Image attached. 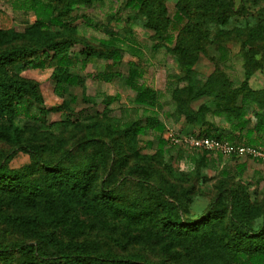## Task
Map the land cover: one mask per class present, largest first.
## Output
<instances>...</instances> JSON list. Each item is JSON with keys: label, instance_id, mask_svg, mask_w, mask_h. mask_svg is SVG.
<instances>
[{"label": "rangeland", "instance_id": "1", "mask_svg": "<svg viewBox=\"0 0 264 264\" xmlns=\"http://www.w3.org/2000/svg\"><path fill=\"white\" fill-rule=\"evenodd\" d=\"M141 1L144 0H93L88 5H76L68 15L56 16L68 28L63 30L49 25L47 29L73 41L88 42L95 51L119 49L123 61L115 70L126 77L127 64H135L142 72L144 85L158 93L154 107L134 104L135 93L122 81L100 80L107 61L85 60L83 47L76 42L68 55L77 61L71 72L84 78V89L75 87L57 92L50 79L51 68L23 70L21 65L17 66L14 71L19 77L38 86L49 111L43 114L35 105L12 121L0 118V130L9 124L17 127L21 140L32 145L44 163H56L65 171L85 169L96 153L98 168L93 187L103 183L112 202L120 206L135 210L151 207L156 197L173 203L176 193H179L176 196L179 200L183 192L192 190L194 195L185 207L183 218L197 221L207 212L218 181L224 179L229 185L241 184L248 202L258 213L264 207V161L246 156L232 159L173 146L167 138L169 135H208L225 141L247 142L244 137L249 124L243 127L234 119L229 120L224 110L240 105L246 92L257 99V103L248 100L244 108L246 118L251 120V111H258V106L264 104V95H260L264 94V41L248 38L258 15L264 14V0H227L233 5L234 13L225 25L201 17L210 9L204 0L191 2V16L198 18L203 33L199 37L206 38L197 44L198 58L192 74L186 72L184 59L174 52L176 45L193 43L192 38L182 32L188 20H181L177 14L180 0H161L169 20L163 38L147 26ZM33 6L32 0H0V30L9 33L0 49L21 43L14 35L23 34L37 21ZM52 6L56 10L54 15H58L63 4ZM243 42L247 43L246 48L255 64L246 58ZM247 73L250 76L246 80ZM211 83L219 96L191 100L194 91ZM106 98L112 101L107 108ZM201 106L205 111L197 120L191 121L184 116L187 112L198 115ZM148 117L156 119L163 130L148 129L131 145L123 141L121 130ZM96 122H104L105 136L102 133L103 137L90 138L87 127ZM158 138L166 142L161 152ZM257 142L264 144V138ZM15 147L0 139V156L12 153ZM32 164L31 156L20 151H15L8 162L9 169L32 178L41 176L43 168L34 169ZM172 188L173 194L170 193ZM64 198L69 202L70 215L75 218L64 217V227L50 222L43 205L35 210L23 209L27 214L35 212L40 216L42 220L37 224L23 228L0 224V264H23L25 256L15 246L35 245L37 233L46 231L63 243H85L91 255L134 262H160L168 258L169 245L170 250L181 254V261L169 264H187L185 249L191 243L160 230L157 217L147 224L144 232L133 229L123 218L114 217L108 209L96 207L89 197ZM227 202L223 200V205ZM13 209L17 208L11 211ZM226 211L228 214V207ZM261 224V218L255 219L253 229L257 230Z\"/></svg>", "mask_w": 264, "mask_h": 264}, {"label": "trees", "instance_id": "2", "mask_svg": "<svg viewBox=\"0 0 264 264\" xmlns=\"http://www.w3.org/2000/svg\"><path fill=\"white\" fill-rule=\"evenodd\" d=\"M33 10L37 14V21L33 27L23 34L14 35L20 40L19 45L0 49V118L9 121L14 120L20 113L29 111L32 106L39 107L43 114L49 111L44 106V98L38 86L32 81L18 76L14 68L22 67L23 70H45L51 68L50 79L54 84L55 91H66L75 87L84 89V78L72 74L77 61L69 55L70 47L80 43L83 47L82 54L85 60L98 58L107 61L106 70L99 75L104 82L122 81L125 86L135 93L134 104L139 106L154 107L158 102V93L147 88L143 82L140 69L133 63H128L126 77H123L117 68L123 61L122 52L119 49L109 48L95 51L88 42L77 41L70 37H64L48 31V26L66 29L68 25L59 21L57 17L68 15L76 5H88L93 0H32ZM193 0H180V19L188 22L182 32L188 34L193 43L187 46L176 45L174 52L185 62V70L188 74L193 73L198 58V43L206 40L199 37L203 33L199 28L197 17L191 16V2ZM53 4H63L58 15L55 14ZM204 4L210 9L201 17L209 21L225 25L234 13L233 5L227 0H204ZM141 9L147 19V26L155 31L160 37H164L165 29L169 24L165 9L161 0L141 1ZM57 16V17H56ZM9 38V33L0 30V45ZM249 39L264 41V14H259L256 23L252 27ZM171 42V41H170ZM246 58L255 64L246 42H243ZM14 71V74L10 70ZM250 74H246V80ZM220 93L215 90L212 83L194 91L191 100L195 101L204 97ZM261 96L264 94H260ZM257 103L255 97H250L246 92L238 106L225 109V116L234 119L241 126L246 127L245 141L232 142V144L251 147H264L257 139L264 138V104H260L259 110H252V119L246 118L247 112L244 108L249 101ZM112 104L108 98L105 99L106 108ZM205 107L201 106L198 115L191 112L184 116L191 121L201 117ZM144 122V125L140 123ZM148 129L161 132L163 126L156 119L146 118L141 122L129 124L120 131V137L131 145L135 138L143 135ZM105 136L104 122H96L87 127L90 138ZM194 136V135H192ZM225 141L218 136L196 135ZM0 139L16 146L12 153L0 156V224L13 228H23L24 225H34L41 222V218L35 212L27 214L23 209L35 210L44 206L51 218L50 222L64 227V217L75 218L70 215L69 202L64 198L71 199L91 198L96 207L108 209L114 217L123 218L133 229L146 231L147 224L157 217V226L160 230L170 233L176 238L188 241L189 246L185 249L187 264H264V207L255 213V206L248 202L245 188L241 184L229 185L226 180H219L215 187V196L207 212L197 221H185V207L190 203L194 193L192 190L182 193L178 200V194L173 197V203L156 197L155 203L150 207H141L137 210L117 205L112 202L105 185L101 183L93 187L94 173L98 168V157L93 156L85 169L65 171L62 167L54 164H46L39 157L32 145L24 143L20 138L17 127L9 124L0 130ZM158 149L161 152L166 142L158 138ZM20 151L27 153L33 160V168H43L44 173L38 177H31L21 171L9 169L8 162L13 153ZM210 153L207 151H202ZM234 157H232L233 159ZM35 165V166H34ZM96 189V190H95ZM174 188L171 189L173 194ZM63 196V197H62ZM177 196V197H176ZM227 200V205H223ZM39 205V206H38ZM17 210L11 211V208ZM227 207L229 212L227 214ZM211 209H213L212 212ZM160 215V216H159ZM261 218L262 224L254 230L252 223ZM38 241L35 245L23 244L15 246L19 253L25 256L23 264H153L149 261H137L129 259L105 258V255H91L85 243L69 242L63 243L57 239L52 232L37 233ZM166 254L168 258L162 259L155 264H169V262L181 261V254L169 249L167 245Z\"/></svg>", "mask_w": 264, "mask_h": 264}, {"label": "built area", "instance_id": "3", "mask_svg": "<svg viewBox=\"0 0 264 264\" xmlns=\"http://www.w3.org/2000/svg\"><path fill=\"white\" fill-rule=\"evenodd\" d=\"M167 141L173 146H182L197 151H207L223 157H249L264 161V147L235 145L227 141L188 135L178 137L169 135Z\"/></svg>", "mask_w": 264, "mask_h": 264}, {"label": "crops", "instance_id": "4", "mask_svg": "<svg viewBox=\"0 0 264 264\" xmlns=\"http://www.w3.org/2000/svg\"><path fill=\"white\" fill-rule=\"evenodd\" d=\"M237 167H241V166H237Z\"/></svg>", "mask_w": 264, "mask_h": 264}]
</instances>
